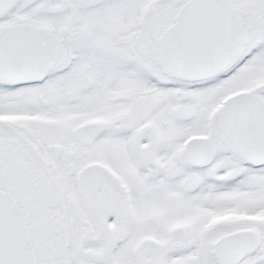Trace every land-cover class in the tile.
<instances>
[{"label": "snow or ice", "instance_id": "1", "mask_svg": "<svg viewBox=\"0 0 264 264\" xmlns=\"http://www.w3.org/2000/svg\"><path fill=\"white\" fill-rule=\"evenodd\" d=\"M0 264H264V0H0Z\"/></svg>", "mask_w": 264, "mask_h": 264}]
</instances>
